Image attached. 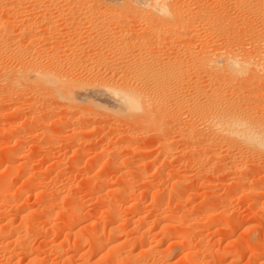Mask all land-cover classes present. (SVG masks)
<instances>
[{"label":"rangeland","instance_id":"rangeland-1","mask_svg":"<svg viewBox=\"0 0 264 264\" xmlns=\"http://www.w3.org/2000/svg\"><path fill=\"white\" fill-rule=\"evenodd\" d=\"M177 1L183 3V13L186 11L194 16L196 11V16L201 15V18L187 19V23L177 25L176 35L182 37L172 34L155 37L153 23L123 11L119 16L127 18L130 34L119 41L120 44L125 46L136 40L130 49H135V53L151 51L166 56L177 53L188 60L195 58L196 54L197 57H206L212 49L214 52L226 51L231 46L229 51L232 48V52L235 49L239 53L251 51L259 56L258 60L260 57L264 59V47L260 46L264 44V22L259 15L246 12V6L241 2L238 1L239 6L236 0ZM31 2L34 3L32 6L22 5L20 10L23 11L16 24L23 26L26 23L21 19L33 16L40 28L39 41L35 42L40 50L44 47L43 40L50 38L53 42L50 39L48 47L54 44L57 46L54 48H58L57 44L65 35L58 33H71L72 29L70 21L64 23L65 19L80 17L85 11V8L81 10L75 6L80 10L77 12L71 5L74 11L70 12L75 15L69 12L70 16L61 20L52 17L59 31L55 33L50 23L44 25L40 20L54 15L58 4L39 8L36 0ZM95 2L100 10L107 12L103 0ZM92 10L89 16L98 13L96 9ZM217 12H222L223 17ZM185 23L193 24L196 31L191 29V24L190 29H186ZM140 34L147 36L142 38ZM139 38L146 43L139 45ZM106 44L105 49H108L110 45ZM67 45L66 48L73 47ZM77 50L80 55L82 49L77 47ZM203 50L207 55L202 53ZM105 52L108 54V50ZM111 54L109 58L112 59L114 55ZM12 61L4 59L7 64L15 65ZM99 69L106 80L114 79L109 70ZM82 70L79 69L77 75H88L89 72ZM207 75L203 73L199 79L202 78L206 89L215 87L211 75ZM243 78L237 82H243ZM238 83L234 88L232 85L227 87V94L232 91L236 94L240 87ZM261 84H252L250 91L257 93L252 92L256 96L251 94L255 100L251 95L250 98L252 104H259L264 111V83ZM18 90L12 88L10 91L7 86L0 88V92L7 94V97L3 94L4 98L0 96V198L7 196L4 201L0 200V264H139L143 258L144 262L148 260L147 264H191L193 254L201 255L200 264H264L263 154L252 156L219 143L210 145L207 141L195 140L183 133L184 123L182 127L174 122L172 125L169 117L159 120L160 125L134 126L111 113L102 116L93 111L81 113L75 110L77 113H72L71 110L69 113L57 102H51V98L44 100L43 95L29 88ZM12 91L18 92L13 94ZM233 93L228 96H235ZM53 103L57 107L52 106ZM181 118L179 120L186 123L190 117L186 114ZM84 121H88L87 124L84 125ZM203 147L210 150L205 151ZM258 188L263 193L253 197ZM65 210L66 214L61 215L60 212ZM143 249L148 251L145 253ZM107 253L114 255V259L108 258ZM120 253L137 255L133 257L135 262L120 259ZM103 254L107 259L102 258ZM138 256L142 258L140 262ZM156 260L158 263H154Z\"/></svg>","mask_w":264,"mask_h":264},{"label":"bare ground","instance_id":"bare-ground-1","mask_svg":"<svg viewBox=\"0 0 264 264\" xmlns=\"http://www.w3.org/2000/svg\"><path fill=\"white\" fill-rule=\"evenodd\" d=\"M31 1L32 0H0V88L1 86L2 87L7 86L8 90L10 88V91L12 90V88L16 90H18L19 88L20 89L22 88V90L29 88L30 91H34V92H37L38 94L43 95L42 98L44 100L46 99V97L51 98L52 99V100L50 99L51 102L53 101H55V103L57 102L58 103L57 105H60L63 109L65 108V110L67 109L69 113L71 110H72V113L75 110H78L81 113H84L85 111H91L92 113L93 111V113L95 112L94 114L97 113L96 115H99V116L111 113L115 115L117 118H123L129 124L130 123L134 124V126H136L135 124H139L142 126L144 124L155 126L159 123V120H162L165 117L167 118L169 117L170 118L169 120L171 123L174 122L177 125H181L182 123H184L187 129L186 128L184 129L185 126L182 124L184 126L183 128H181L184 130L183 133L186 132V134H188L189 137L194 138L195 140L203 141L205 143L208 142L209 144L219 143L221 145H225L228 149L236 148L237 150H240L242 153L244 151V153L246 152L252 156L258 153L264 155V111L260 109L259 104H255V105L252 104L251 100L254 99L252 98V95L254 96L256 95L252 93V92H255L254 90L250 91L251 86H253L252 84H255L256 86V83L258 82H259V85L262 83L261 81H263L264 83V64L261 61V60L264 61L263 58L260 57L261 60L260 58L258 60L257 57L259 56L256 57L255 54L253 55V52L251 54L250 53L251 51H247L249 54L245 53L246 50H243L244 53H239L238 51L236 52L237 49L234 50L235 52L234 51L232 52L231 50L234 48H232L229 51V49L231 48L230 46V48L227 49L228 51L227 50L221 51L222 50L221 49L220 51L215 50L214 52V49H212L213 51L210 49L212 53L211 51H209L211 54L208 52L209 53L208 55H207V52L205 53V50H206L205 49L203 50L204 52L202 53L207 55L206 57H203V56L197 57V54H196L195 58L193 57L194 56L193 55L192 56L193 58L188 60V58L185 59L184 57L180 55L178 56L177 53L175 56H172V55L166 56V54L159 55L151 51L135 53L136 52L134 51L135 49L134 50H130V49L135 44L136 40L132 42L131 44H129V42L126 43L127 45L125 46L121 45L119 42L122 39L129 36L130 34L129 33L130 30L127 31V24H128L127 18H121L119 16V14L122 13L123 11L130 13L133 17L145 19L147 23H153L154 30L152 34L153 36L155 35V37L156 36L166 37V35H169V34H172L175 36L178 33V32H175L178 29L177 28L178 24H181L182 22H186V21L188 22V20L192 21L194 20V18H197V17L201 18L200 14H199L200 16H196L197 15L196 11L195 13H193L194 11L192 12L193 14H195L194 16L188 15L186 11L183 13L182 11L183 3L180 4L181 2L177 0H103L107 6L106 13L103 10H100V7L97 5L95 0L93 1H89V0H36V4H38V6L40 5L39 8H41L42 6L47 7L50 5L58 4V9L55 11L54 15L44 17L42 20H40L43 24L50 23L51 24L50 27L53 28L55 33L57 30L56 29L57 23H55V19L61 20V18H64V17L66 18L68 17V15L70 16V14L73 13L70 11H74L71 8V5H74V7L76 6L77 8L80 7L81 10L85 8V11H82L83 12L82 14L79 13L80 17H78L79 15L78 16L76 15L78 18L75 16H70V18L68 19L64 18L65 24L70 21L69 23L71 25L70 24L69 25L72 26V29H71V33L68 31H66L67 33L65 32L58 33L60 35L65 34L63 35L64 39L67 38L64 40L63 37H61L63 41L61 40V38L60 39L58 38L59 39L58 41L61 40L60 44H57L59 46L58 48H54V47H57V46H53L54 44L52 45V47H48L47 44L49 43V40L51 39L48 36V38L50 39L47 41L45 39H44L45 41L43 40L42 45L44 47L41 46L42 48L40 50L39 48L36 47V43H35L36 41L37 42L39 41V37L37 36L39 34L40 28L37 25V22L33 21V18H32L33 16L23 17L21 20L22 22L26 23L23 26L16 24L17 17L20 16L21 12L23 11V10H20L22 5L29 4L28 6L30 5L32 6L34 3ZM238 1L241 2L240 4H243L244 6H246L245 7L246 8L245 11L247 10L246 12L248 13L250 12L253 14L255 13L259 15L260 19L264 22V0H236V2ZM221 2L222 3L220 4L222 5L223 1ZM121 5L122 6L125 5V6L120 7ZM39 8H38V11L40 10ZM92 9H96L98 12V13L96 12L97 14H95V16H94V13L93 15L89 16V13L91 11H94ZM75 11L78 12L80 10L77 9ZM69 12L70 14H68ZM160 14L167 15L168 18L166 19ZM71 15H75V14H71ZM222 15L223 14H221V16ZM226 15L227 14H225V16ZM52 17L55 19H51ZM214 20H216L215 17H214ZM162 21L165 23H161ZM263 22L261 23L263 24ZM186 23H185L186 29H190L189 25L192 22L190 24L188 23L189 25H187ZM235 23L237 24V22ZM166 24H167L166 28L169 27L168 29L164 28ZM219 24L221 23L219 22ZM90 25L91 27H88ZM192 25L193 24H191V26ZM238 25L239 24H237V26ZM191 29L194 30L193 26L191 27ZM184 30L185 29L183 28V31ZM57 32L59 31L57 30ZM185 32L186 31H184V33ZM247 32H248V28H247ZM55 33H54V36H55ZM187 34L188 33H186V35ZM140 35L138 37H140ZM184 35L185 34H183V36ZM143 36L142 38H145L147 35H145V37ZM138 37L136 36V38ZM179 37H182V36L179 35ZM107 42H108V45H110V47L108 49H105V47L107 46L106 44ZM138 43H140L139 45H143L146 42L144 41V39L141 40L139 38ZM147 43H149L148 39H147ZM62 44H64L63 47H60V45L62 46ZM65 44L73 45V47L70 46V48H66ZM203 46H206V45H203ZM260 46L264 47V44ZM77 47L82 49V51L79 50L82 52L80 53V55L79 53L77 54L78 52ZM257 49H260V48H257ZM105 50H108V54L105 52ZM109 53L110 55H112L111 53H113L114 58L113 57L112 59L109 58ZM182 55H185V54H182ZM45 58L47 59V61L45 60ZM4 59L14 60L12 62L15 65H12L10 63L7 64L9 61L6 63L4 62ZM99 68H104V69L106 68L107 71L109 70V72L112 73L111 74L112 78L114 79L106 80L102 76L103 74L100 73ZM79 69L81 70L83 69L89 72L88 75L85 74L86 76L84 77H81V75H83L84 73L77 75ZM95 70L96 72H94ZM201 71L205 75L206 74L211 75V77L208 75L207 77H210L211 81H214L213 83H216L215 87L210 88V89L205 88V85H203L204 83H202L201 81L202 78L199 79V77H202L203 75ZM200 73H202L201 76H199ZM195 75L196 77L194 78ZM76 76H80V78ZM242 78H243V82L242 80H239V83H238L237 79H242ZM237 83L240 86V87L237 86L239 90L235 91L236 94H234L233 91L230 90L232 92H228V94L233 93L235 96L229 97L226 92L227 87L232 85L234 88L235 84L237 85ZM10 91L8 92L10 93ZM14 92L17 93L16 91ZM14 92L12 91L13 94ZM0 93H1L0 96H3V94H5L2 91ZM250 95L252 99L250 98ZM5 96L7 97V94H5ZM5 96H3V98ZM37 102L39 101L37 100ZM170 104L172 105V107ZM47 105L49 106V104ZM52 106L57 107L55 104ZM52 106L50 107L52 108ZM61 107H59V109ZM56 110H58V108ZM184 112H186V114L189 115L190 117L189 119L185 118L186 121L190 120L189 122L187 121L188 123L187 122L185 123L184 122L185 120L184 121L179 120V119H182L181 116L186 115ZM72 113L71 115H73ZM69 120H71L72 122V119H69ZM87 122L85 123L84 121V125L87 124ZM163 122H165V120ZM172 125L174 124L172 123ZM202 126H205V128H202ZM176 129L178 128L176 127ZM170 140H173V139L170 138ZM165 142H169V141H165ZM191 143H193V141ZM171 144L172 143H170V145ZM191 149L192 148H190V150ZM207 150H210V149H207ZM244 157L245 156H243V158ZM215 162L218 163L217 161ZM221 163H224V161ZM213 170L214 169H212V171ZM212 177L213 176H211V179ZM18 193L21 194L22 192H18ZM262 193L263 192L261 191V189L258 188L254 191L253 197H255L256 195L258 196ZM17 194L15 195L12 194V195L19 196ZM6 197L7 196L1 197L0 200L4 201L5 200L4 198ZM14 198H17V197H14ZM255 202H257V200ZM60 213L61 215H63L62 213L66 214V210ZM67 213H68L67 215L69 216V212ZM66 218L70 219V217H66ZM67 221L68 220H66V222ZM225 225L228 227L227 223H225ZM185 231L184 232L181 231V232L185 233ZM99 244L103 245L104 243H99ZM96 245L98 244L96 243ZM98 247L101 248L100 246ZM55 250H58V249H55ZM142 251L146 253L148 249H143ZM127 253H129V251ZM127 253L126 254L120 253L121 254V255L119 254V256H121L120 259L122 258L124 260L129 259L128 261H132L133 257L136 258L137 256V255L131 256V253L127 255ZM122 254L126 256H123ZM132 254H135V253H132ZM202 254L204 255V253ZM108 255L110 256L108 258L115 257L114 255L112 256L110 254ZM152 256H154V254ZM200 256H198L197 254H193L191 256L192 258L190 257L191 264H200V259H202V257ZM105 257L107 259L106 254L105 255L103 254L102 258L105 259ZM147 257L150 258L151 256L148 255ZM138 258L139 256L137 257V259ZM204 258H203V261H204ZM141 259L142 258H139L138 261L139 260L141 261ZM143 259H142V262L139 264H145V263L147 264L148 260L147 262L146 261L144 262ZM133 262L135 261L133 260ZM156 262L157 260L154 263Z\"/></svg>","mask_w":264,"mask_h":264}]
</instances>
